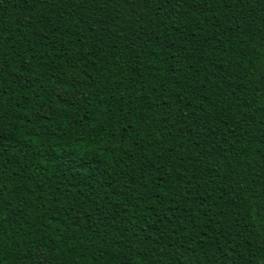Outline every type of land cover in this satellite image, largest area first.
<instances>
[{"label": "trees", "instance_id": "obj_1", "mask_svg": "<svg viewBox=\"0 0 264 264\" xmlns=\"http://www.w3.org/2000/svg\"><path fill=\"white\" fill-rule=\"evenodd\" d=\"M0 264H264V0H0Z\"/></svg>", "mask_w": 264, "mask_h": 264}]
</instances>
